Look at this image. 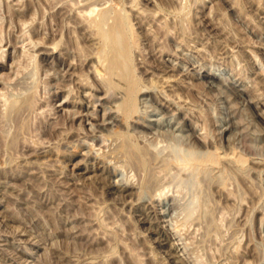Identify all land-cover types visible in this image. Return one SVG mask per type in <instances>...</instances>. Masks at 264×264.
Masks as SVG:
<instances>
[{
	"label": "rangeland",
	"instance_id": "rangeland-1",
	"mask_svg": "<svg viewBox=\"0 0 264 264\" xmlns=\"http://www.w3.org/2000/svg\"><path fill=\"white\" fill-rule=\"evenodd\" d=\"M163 1L99 0L77 28L59 9L69 0H0V168L13 164L0 177V264H264V0H189L180 12ZM98 8L128 12L129 65L154 97L138 93L129 122L95 142L82 138L89 89L77 82L112 87L91 78ZM191 149L220 160H177Z\"/></svg>",
	"mask_w": 264,
	"mask_h": 264
},
{
	"label": "bare ground",
	"instance_id": "bare-ground-1",
	"mask_svg": "<svg viewBox=\"0 0 264 264\" xmlns=\"http://www.w3.org/2000/svg\"><path fill=\"white\" fill-rule=\"evenodd\" d=\"M46 2H49L51 4V6H55V4L57 2H59V0H45ZM82 1H84L83 3H81ZM99 1V0H97ZM96 0H69V2L64 5V4H59L60 8H65L66 6L69 5V7L67 8V10H63L62 12H67V16L70 17L74 22H75V27L77 28H84V24L82 17H85V14L83 12H92L96 9V6L98 5V2ZM107 1V0H106ZM189 0H169V1H163L161 3H158L157 8L159 10L162 9H171L172 10H179L178 12H180V9L185 10L186 7H191L190 2H192V0L190 2H188ZM198 1V0H197ZM196 0H193V2H197ZM244 3L247 6H250L251 4H254V0H243ZM61 2V0H60ZM101 2V1H100ZM99 2V3H100ZM183 2V3H182ZM218 4H220L223 8L225 9H234L236 7L237 4H234V2H230L229 0H217ZM259 2V1H258ZM264 2V1H262ZM48 3V4H49ZM107 3V2H106ZM105 4V3H103ZM133 4V3H131ZM196 4V3H195ZM240 4V3H239ZM101 5V4H99ZM111 5V4H110ZM260 5V4H259ZM8 6V5H7ZM112 6V5H111ZM132 6V5H131ZM49 7V6H48ZM101 7V6H100ZM122 7V6H121ZM198 7V4L196 5V8ZM111 8V7H110ZM123 8V7H122ZM121 8V9H122ZM57 10V9H56ZM110 10H114V9H110ZM116 10V9H115ZM128 10V9H127ZM143 10V9H142ZM187 10V9H186ZM224 10V9H223ZM235 10V9H234ZM60 12V10H58ZM107 8H98L97 10V15L98 16H94L90 19V23H92V25L95 28V34L98 36V41L101 42V46H102V51H97V53L94 56V59L90 57L94 60L91 59V67H94V74L92 80L93 81H99L102 79H105L104 81H106L107 83H109L110 86H106L107 88H104L105 86H100L97 84H88L87 82H77V86L78 88L81 87L82 90L84 91V89H89V91L86 90V93L84 94L85 96V101L83 100V98L80 99V103L79 105H85L87 107V111L85 113L80 112L78 109L75 110L73 113L76 115V113H79L78 117L81 116V120H83V117H85L87 120L89 119L90 121H88L89 123V127H87V130L85 129L84 131H82V138L85 140V137L87 136H91V139L95 142L98 141L99 139V135L98 133H101L102 130L107 129L109 127L112 126H119L120 123H122V119H124V121L129 122V118L132 116V114H135V104L137 101L136 96L138 93H140L141 95H145V97H147L146 95L149 96H153L154 94L152 93L151 88H149L148 86L145 85V87H141L138 84L139 81H137V79L139 77H135L132 74L134 67H131L129 65V62L132 61L130 60V54L131 51L134 49H132V46L134 44V40H135V36H137L136 32H134L133 30V22L132 19L129 18V14L128 12H126V10L124 12H115L113 15H110V11ZM117 11V10H116ZM119 11V10H118ZM157 10H155L156 12ZM33 12V11H32ZM44 12V11H43ZM113 12V11H112ZM57 13V12H56ZM56 13L51 14L54 18V15L56 16ZM81 13V14H80ZM190 13V12H188ZM14 17H22L25 18V14L21 13V12H14L12 11V13ZM59 14V13H58ZM82 15L81 18L78 15ZM95 14V15H96ZM60 15H62L60 13ZM98 17V18H96ZM131 17V16H130ZM154 17V16H153ZM85 18H88V16H86ZM111 18V19H110ZM56 19H58L56 17ZM69 19V18H68ZM67 19V20H68ZM19 20V19H18ZM110 20V21H109ZM157 20V19H156ZM160 20V19H159ZM55 21V20H54ZM59 21V20H58ZM70 21V20H68ZM86 21V20H85ZM19 22V21H18ZM27 21H22L21 22V26L23 23H25ZM51 22V21H50ZM158 22V21H157ZM28 23V22H27ZM55 23V22H54ZM65 23V22H64ZM69 23V22H68ZM67 23V24H68ZM29 25L31 23H28ZM52 24V22H51ZM70 24V23H69ZM89 24V23H88ZM87 24V25H88ZM72 25V23H71ZM90 25V24H89ZM88 25V27H89ZM173 25V24H172ZM58 26V25H57ZM74 26V23H73ZM23 27V26H22ZM46 27V26H45ZM180 27V26H179ZM34 28V25H33ZM92 28V29H91ZM178 28V27H177ZM35 29V28H34ZM90 29L94 31L93 27L90 26ZM147 29V28H146ZM162 29V28H161ZM170 29V28H169ZM75 30V29H74ZM33 31V30H32ZM169 31V30H168ZM50 32V31H49ZM53 32V31H52ZM76 32V31H74ZM80 33V32H78ZM91 33V32H90ZM164 33V32H163ZM48 34V33H46ZM81 34V33H80ZM86 34V33H84ZM93 34V35H95ZM170 34V33H169ZM173 34V33H172ZM49 35V34H48ZM157 35V34H156ZM54 36V35H53ZM81 36V35H80ZM29 37V36H28ZM34 37V36H33ZM86 37V36H84ZM88 37V36H87ZM20 38V37H19ZM31 38V37H29ZM90 39V37H88ZM95 38V37H94ZM1 40V39H0ZM30 40V39H28ZM34 40V39H33ZM79 40V39H78ZM3 41V39H2ZM62 41V40H61ZM88 41V40H87ZM96 41V40H95ZM18 42V41H17ZM40 42V41H37ZM42 42V40H41ZM31 43V42H30ZM36 44V42H35ZM46 44V43H45ZM96 44H99V42ZM16 45V43H15ZM23 45V44H22ZM58 45V42H55L53 47H56ZM137 45V44H136ZM34 46V45H33ZM39 46V45H38ZM61 46V45H60ZM78 46V45H77ZM2 45L0 46V50L2 49ZM58 47V46H57ZM66 47V46H65ZM81 48V47H79ZM99 48V46H98ZM134 48V47H133ZM136 48V47H135ZM22 49V48H21ZM56 49V48H53ZM91 49V48H90ZM78 50V49H77ZM81 50V49H79ZM84 50V49H83ZM89 50V49H88ZM88 50L86 51V53L88 52ZM53 51V50H52ZM94 51H96V49H94ZM77 52V51H76ZM79 53V52H78ZM85 53V52H83ZM91 53V51H90ZM93 54V51L92 53ZM34 55V54H33ZM81 57V55H78ZM87 57V55H85ZM2 57V55L0 54V58ZM84 57V56H82ZM138 58V57H137ZM82 59V58H80ZM83 60V59H82ZM89 61V60H87ZM3 62V61H2ZM95 62V63H92ZM72 63V62H71ZM132 65V63H131ZM90 66V65H88ZM83 68V67H82ZM147 68V67H146ZM84 69V68H83ZM79 70V69H78ZM88 70V69H87ZM141 70V69H140ZM91 72V70H89ZM88 72V71H87ZM81 73V72H80ZM139 73V72H138ZM135 74V72H134ZM115 78V80L121 84L115 83L114 81H112V79ZM85 79V78H84ZM140 79V78H139ZM169 79V78H168ZM64 80V79H63ZM91 80V81H92ZM165 80V79H164ZM230 80V79H229ZM87 81V80H86ZM103 82V81H102ZM72 83V82H71ZM92 83V82H91ZM103 84V83H102ZM106 84V83H105ZM45 85V84H44ZM76 85V84H75ZM144 85V84H143ZM229 85H231V87L235 90L234 92L241 94L243 92V88H241V86H239L238 84H236L235 82H231ZM80 88V89H81ZM104 89V94L103 96H100L98 94H96V92L98 91H102ZM73 91V90H72ZM165 91V90H164ZM82 92V91H81ZM157 92V91H156ZM102 93V92H101ZM170 93V92H169ZM69 94V93H68ZM157 94V93H156ZM180 94V93H179ZM36 96V95H35ZM77 96V95H76ZM51 97V96H50ZM71 97V96H70ZM69 97V98H70ZM19 99V98H18ZM17 100V99H16ZM34 101V99L32 100ZM16 102V101H15ZM26 102V101H25ZM91 102V104H93L94 109L97 106H100L101 111L103 109V113L102 116L99 114H96L95 111H92L93 109L91 108V111H88V106L91 107V105H89V103ZM248 102V101H247ZM1 103V102H0ZM14 103V102H13ZM70 103H73V101H70ZM159 103L163 106V107H169L168 104H166L165 102H163L162 100H159ZM34 104V103H33ZM76 104V103H75ZM16 105V104H15ZM97 105V106H96ZM160 105V106H161ZM10 106V105H9ZM31 106V105H29ZM10 108V107H9ZM24 108V107H23ZM21 107V109H23ZM171 108V107H170ZM57 109V108H56ZM0 111H1V105H0ZM3 111V110H2ZM83 111V110H82ZM256 111V110H255ZM175 112V111H174ZM258 112V111H257ZM53 113V112H52ZM69 113V112H68ZM2 115V114H1ZM5 115V114H4ZM11 115V114H10ZM75 115H70L71 119L72 117L74 118ZM26 116V115H25ZM76 117V116H75ZM77 117V118H78ZM133 117V116H132ZM138 117V116H137ZM4 118V117H3ZM20 118V117H19ZM18 118V119H19ZM68 118V117H67ZM7 119V118H6ZM20 120V119H19ZM1 123V121H0ZM3 123V122H2ZM26 124V123H24ZM127 124V123H126ZM132 125V124H131ZM3 126V125H2ZM16 126V125H15ZM117 126V127H118ZM128 126V125H127ZM125 126V127H127ZM19 127V126H18ZM124 127V128H125ZM1 128V126H0ZM27 128V127H26ZM29 128V127H28ZM83 128V127H82ZM114 128V127H113ZM49 129V128H48ZM111 129V128H110ZM109 129V130H110ZM235 129V128H234ZM1 131V130H0ZM23 131V130H22ZM26 131V130H25ZM28 131V130H27ZM3 132V130H2ZM140 132V131H139ZM79 133V132H78ZM80 134V133H79ZM138 134V133H136ZM230 134V133H229ZM2 135V134H1ZM0 135V154L3 155V153L5 151H7L9 149V143L6 142ZM27 135V134H26ZM101 135V134H100ZM158 135V134H157ZM201 135V134H200ZM3 136V135H2ZM146 137V136H145ZM231 137V136H230ZM141 138V137H140ZM203 138V137H202ZM28 139V138H27ZM32 139V138H31ZM80 139V138H79ZM132 139V138H131ZM12 140V139H11ZM37 140V139H36ZM43 140V139H42ZM82 140V139H81ZM81 141L79 143L81 144H85V141ZM133 140V139H132ZM154 140V139H153ZM9 141V140H7ZM76 141V140H75ZM41 142V141H40ZM58 142V141H57ZM89 142V141H88ZM152 142V141H151ZM41 143H44L41 142ZM55 143V142H54ZM101 143V142H99ZM156 143V142H155ZM96 144V143H95ZM150 144V143H149ZM68 145V144H67ZM69 146V145H68ZM124 146V144H123ZM235 146V145H234ZM98 147V146H97ZM128 147V145H127ZM155 147V146H154ZM99 149V148H98ZM103 149V148H102ZM180 149V148H179ZM198 149V148H197ZM36 150V149H35ZM127 150V149H126ZM144 150V149H143ZM159 150V149H158ZM213 150V149H212ZM215 150V149H214ZM47 151V150H46ZM108 151V150H107ZM151 151V150H150ZM178 150L175 151V153ZM126 152V151H125ZM133 152V151H132ZM231 152V151H230ZM150 153V152H149ZM155 153V151H154ZM225 153V152H224ZM228 153V152H227ZM37 154V153H36ZM130 154V153H129ZM229 154V153H228ZM144 155V154H143ZM146 155V154H145ZM155 155V154H154ZM168 155V154H166ZM230 155V154H229ZM228 155V156H229ZM233 155L235 156V158L237 159V161L244 162L245 161V156L242 153H235V151H233ZM165 156V155H164ZM232 155H230L231 157ZM144 157V156H143ZM177 160L180 161L183 164H192V165H196V166H205L208 164H213V166L219 162L220 160V154L216 151H210L207 150L204 152L202 151H197V150H186V152L184 153H179L176 154ZM113 158V157H112ZM170 158V157H169ZM233 158V157H232ZM153 159V158H152ZM151 159V160H152ZM167 159V158H166ZM175 159V158H174ZM228 159V158H227ZM154 160V159H153ZM176 160V161H177ZM232 160V159H231ZM156 161V160H155ZM236 161V162H237ZM261 161V160H260ZM5 164H7V167L4 168H0V177L4 176L7 177L9 176L8 173L11 171L13 164L11 161H7L4 160ZM21 162V161H20ZM26 162H30V161H26ZM221 162V161H220ZM25 163V162H24ZM157 163V162H156ZM180 163V164H181ZM21 164V163H20ZM136 164V163H135ZM243 164V163H242ZM161 165V164H159ZM223 165V164H222ZM240 165V164H239ZM172 166V165H171ZM217 166V165H216ZM224 166V165H223ZM245 166V164L243 165ZM154 167V166H153ZM195 167V166H194ZM206 167V166H205ZM241 167V166H240ZM239 167V168H240ZM15 168V167H14ZM202 168V167H201ZM208 168V167H206ZM204 168V170L206 169ZM210 168L211 165H210ZM217 168V167H216ZM158 169V168H157ZM188 169V168H186ZM191 169V168H190ZM199 169V168H198ZM245 169V168H244ZM142 170V169H141ZM193 170V169H192ZM201 170V169H200ZM202 171V170H201ZM198 172V171H197ZM219 172V171H218ZM221 173V172H220ZM207 175V174H206ZM221 175V174H220ZM107 176V175H106ZM209 176V175H208ZM117 180V179H116ZM161 185V184H160ZM163 186V185H162ZM165 186V185H164ZM164 188V187H163ZM162 190V188H161Z\"/></svg>",
	"mask_w": 264,
	"mask_h": 264
}]
</instances>
